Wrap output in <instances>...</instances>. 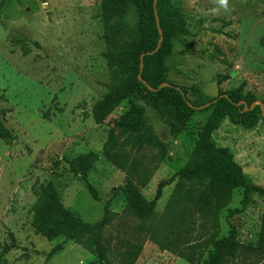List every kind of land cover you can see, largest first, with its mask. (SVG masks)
<instances>
[{"label": "rangeland", "instance_id": "1", "mask_svg": "<svg viewBox=\"0 0 264 264\" xmlns=\"http://www.w3.org/2000/svg\"><path fill=\"white\" fill-rule=\"evenodd\" d=\"M229 5L230 12L213 13V0H173L190 34L174 41L165 84L190 89L189 99L200 103L244 86L245 94L258 98V106L264 100V0H229ZM126 24H142L135 2L129 5ZM106 39L101 0H0V116L15 136L12 142L0 140V264H99L76 242L63 236L51 241L37 233L36 191L48 184L85 224L101 222L106 208L118 214L105 230L115 264H121V255L134 244L142 245L136 264H192L138 233L140 222L125 211L127 175L115 160L129 166L140 160L147 166L153 156H163V161L150 164L152 177L141 191L151 201L161 181L176 177L156 209L160 220L169 204L177 206L171 212L178 223L168 233L170 240L181 234L200 246L201 254L213 235L228 237L235 228L241 244L256 248L264 216L260 193L251 195L243 209L244 188L236 189L232 202L219 213V230L195 212L193 201H184L186 187L177 174L192 165L211 110L198 111L179 128L168 102L134 94L104 123L95 122L93 108L113 84ZM214 140L230 150L250 184L264 189L263 122L245 129L227 119ZM153 142L163 145V153L149 145ZM80 156H89L91 162L86 178L74 174L66 161ZM89 185L97 189L100 201ZM186 206L190 211L179 213ZM12 235L16 246L5 253L13 244ZM58 246L62 249L56 251ZM228 264L263 260L250 255Z\"/></svg>", "mask_w": 264, "mask_h": 264}, {"label": "trees", "instance_id": "2", "mask_svg": "<svg viewBox=\"0 0 264 264\" xmlns=\"http://www.w3.org/2000/svg\"><path fill=\"white\" fill-rule=\"evenodd\" d=\"M132 2L137 3L142 11V24L139 27H129L126 24L129 5ZM101 16L107 27L106 58L113 84L93 108L95 122L104 123L113 109L134 94L147 95L156 102H168L171 119L179 128L186 127L198 111L211 110L210 117L199 133L192 165L177 175L181 178L180 184L186 187L184 201H193L195 212L206 221L213 222L215 229L219 230V213L232 202L236 189L244 188V199L241 202L243 209L251 195L260 193L264 197V189L248 182L242 167L235 161L230 150L218 147L214 140V134L227 119L245 129H254L261 122L264 123L262 106H254L259 101L258 98L253 94H245L244 86H241L200 103L189 99L190 89L172 84L162 87L166 83L165 68L172 54L174 41L182 35L190 34L185 29L182 14L174 9L173 0H101ZM262 45L264 47V38ZM139 75L144 82L140 81ZM261 102L264 103V100ZM203 107L205 108L201 110ZM110 137L114 139L115 135L111 133ZM0 140H15L13 132L5 125L1 116ZM149 145L160 152L163 150L160 142ZM156 159L157 157L153 156L150 164L155 165V161L162 162L163 156ZM66 161L74 174L84 178L91 170L89 156ZM115 162L127 175L123 187L127 200L125 211L140 222L137 226L138 233L149 235L151 241L163 250L179 254L192 264L202 259L204 264H228L241 258L247 259L250 255L261 258L264 264V216L260 242L256 248L241 244L237 230L233 228L228 237L219 238L218 233L213 235L204 246L203 252L198 254L200 246L183 240L181 234L170 240L168 233H171L178 223L172 216V210L175 212L174 209L177 208L175 202L168 205L169 212L158 220V202L162 199L165 188L171 185L176 177L161 181L155 198L149 201L141 190L149 184L152 177L150 164L145 166L140 160L130 166L125 161V165L119 160ZM89 191L95 200H101L93 185H89ZM36 194L38 200L33 226L37 233L51 241L63 236L66 241L76 242L89 251L99 264H115L111 258L112 250L105 230L118 214L106 208L101 222L96 225L85 224L65 208L52 184L41 186ZM189 211L190 208L186 206L179 213L185 214ZM238 211L242 210L235 212ZM230 212L234 214V211ZM180 221L183 225L187 222L185 218ZM11 237L13 244L4 248L5 253L16 246L15 237ZM57 248L56 251L62 249L61 246ZM141 251L142 245H132L121 255V264H136Z\"/></svg>", "mask_w": 264, "mask_h": 264}, {"label": "clouds", "instance_id": "3", "mask_svg": "<svg viewBox=\"0 0 264 264\" xmlns=\"http://www.w3.org/2000/svg\"><path fill=\"white\" fill-rule=\"evenodd\" d=\"M213 2L217 5V7L211 10L213 13H218L220 9H223L225 12L231 11L229 0H213Z\"/></svg>", "mask_w": 264, "mask_h": 264}, {"label": "water", "instance_id": "4", "mask_svg": "<svg viewBox=\"0 0 264 264\" xmlns=\"http://www.w3.org/2000/svg\"><path fill=\"white\" fill-rule=\"evenodd\" d=\"M158 50H159V49H157L156 52H158ZM144 57H145V56L143 55V56H142V59H144ZM139 79H140V81L144 82V80H143V78H142L141 75H139ZM163 86H170V85H169V84H164ZM163 86H162V87H163ZM260 105L262 106V111H263V115H264V103L260 102Z\"/></svg>", "mask_w": 264, "mask_h": 264}]
</instances>
